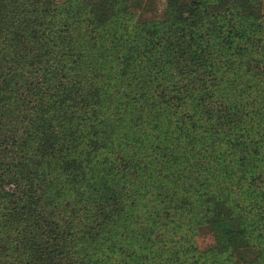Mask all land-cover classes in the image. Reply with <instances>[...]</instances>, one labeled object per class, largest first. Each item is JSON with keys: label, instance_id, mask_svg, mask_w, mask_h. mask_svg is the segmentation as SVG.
Returning <instances> with one entry per match:
<instances>
[{"label": "trees", "instance_id": "16d2710c", "mask_svg": "<svg viewBox=\"0 0 264 264\" xmlns=\"http://www.w3.org/2000/svg\"><path fill=\"white\" fill-rule=\"evenodd\" d=\"M144 3L0 0V264H264V0Z\"/></svg>", "mask_w": 264, "mask_h": 264}, {"label": "rangeland", "instance_id": "374dc122", "mask_svg": "<svg viewBox=\"0 0 264 264\" xmlns=\"http://www.w3.org/2000/svg\"><path fill=\"white\" fill-rule=\"evenodd\" d=\"M156 1H159L160 5H163L164 0H145L143 7L139 10L137 9L138 18L140 20L149 21V20L154 19L153 6ZM132 110L139 111L140 106L136 105L135 108ZM148 110H150L149 107H145V109H143V113ZM168 111H169L168 109L162 108L160 106V108H157L155 110H150L149 112L144 113L145 114L144 128L148 129L152 134L157 133L160 130H163L165 131V134H164L165 137L166 136H170V137L172 136L174 138L178 137L180 135V132H182V128H181L182 123L178 122V118L176 115L174 117H172L171 115H168L169 114ZM131 127H132V124H131ZM166 131H175V132L168 133ZM214 133L215 134L210 138L218 139L220 137L218 135V132L214 131ZM210 138H208L207 140H203L201 143H207V141H211V143H214ZM194 143H199V142L195 141ZM166 144L167 146H169L168 143ZM174 147H176V145H174ZM198 156L199 155H193L191 158H189V162H192V163L195 162ZM203 160L205 161V163L208 161L207 158H203ZM174 161H176L175 166L179 162H181L179 156H177V159ZM100 193H101L102 198L106 196L105 192H100ZM111 213L112 212L106 215L107 219L110 217ZM241 214L243 216L242 226H243V231H244V236L242 237L246 240V239H251L252 235L258 236L255 230L258 228L257 222L260 219L259 213L257 212L255 213L254 211L251 212L249 210V211L241 212ZM111 219L112 218H110L109 220ZM192 219H194L192 221V223L194 224L193 226L194 228H192L193 229L192 236H193L194 243L198 246L200 250H210V249L215 248L217 246V239H216L215 233L210 228L208 223H206L204 219L200 218V214L195 215V217H193ZM259 237L260 238H256V239H260V240L263 239L262 236H259ZM239 248L246 250L250 248V243L245 242V244L244 243L241 244Z\"/></svg>", "mask_w": 264, "mask_h": 264}]
</instances>
